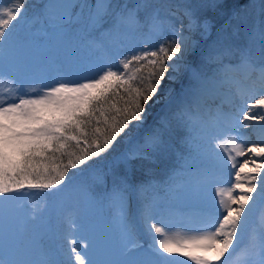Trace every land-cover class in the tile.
Here are the masks:
<instances>
[{
  "label": "snow or ice",
  "instance_id": "6c2138e0",
  "mask_svg": "<svg viewBox=\"0 0 264 264\" xmlns=\"http://www.w3.org/2000/svg\"><path fill=\"white\" fill-rule=\"evenodd\" d=\"M204 6L172 4L178 11L169 15L179 17L177 28L174 22L166 25L149 0L131 8L97 0L79 5L75 18L71 9L76 6L64 4L57 21L61 32L82 23L75 39L92 53L84 62H73L33 56L14 31L24 3L8 0L5 5L0 0V83L8 84L0 91V264H234L233 257L235 264H264V216H255L264 207V139L249 144L239 135L240 126L259 125L264 138V115L253 114L254 109L264 110V20L250 31L245 46L218 40L197 57L193 35L209 27L197 16V8ZM261 10L264 15V6ZM155 41H160L158 47H153ZM181 73L189 74V86L143 129L165 78L175 80ZM239 76L251 84L245 86ZM233 88L241 99L248 92L261 93L242 118L235 119L222 104L208 109L206 119L200 115L206 97L228 96ZM122 136L130 144L139 136L116 158L124 165L134 158L151 159L176 140L183 146L180 170L197 188L207 190L230 172L235 182L216 188L218 203L207 201L194 227L169 234L159 217L172 208L147 195L155 191L151 181L135 184L127 172L115 169H95L91 183L77 182L70 173L88 169ZM174 179L166 182L169 187ZM33 193L56 197L66 209L106 200L115 210L117 237L94 236L69 211L66 221L80 235L68 241V259L57 260L52 253L20 258L15 201L19 194ZM133 196L153 243L136 237L129 215Z\"/></svg>",
  "mask_w": 264,
  "mask_h": 264
},
{
  "label": "rangeland",
  "instance_id": "374dc122",
  "mask_svg": "<svg viewBox=\"0 0 264 264\" xmlns=\"http://www.w3.org/2000/svg\"><path fill=\"white\" fill-rule=\"evenodd\" d=\"M163 0H156L155 2H159V4H153L155 7L160 9V13L165 17L164 23L167 25L170 22H174L175 26L180 27L179 17H170L169 12H166V8L169 6L168 4L162 5ZM202 0H173V4L176 3H186L200 6L202 5L200 2ZM217 1V0H211ZM141 0H139V3ZM209 2V0H208ZM71 0H46L43 6L47 7L50 5L51 7H47L48 10L58 11L63 9L62 5L64 4H72ZM134 5V0H127L123 3V5H128V7ZM138 4V3H137ZM152 4V3H151ZM178 11V10H177ZM218 12V11H217ZM76 14V13H75ZM220 16L216 17V22L223 16L224 12H220ZM211 15H209L207 10H201L199 7L197 8V16L199 22L203 24L205 21L208 22V31L206 33H202L201 31H196L193 35L194 40L196 41L195 55L198 57L201 53L206 52L210 46L216 43L218 40H223L225 42L228 41V35L219 33L218 35L209 36L207 42H205V38L207 37V33L211 31L213 26V20L211 21ZM45 17V16H44ZM43 17V18H44ZM214 19V18H213ZM55 20V19H54ZM226 20V19H224ZM48 21V20H47ZM57 20H55L56 22ZM54 21H48L51 27H42V30L30 32L25 30L24 32L16 33V39L18 42H23L26 44L27 48L30 50V53L35 56L37 59L42 58H50L51 56H57L61 61H73V62H84L88 59L92 53H90L86 48L80 46L75 37L76 34L80 32V30L84 27L82 23H74L73 26H65L63 29V33L59 26L52 27L57 25ZM215 22V19H214ZM187 21L185 20V24ZM238 23V22H237ZM37 28L39 26L37 25ZM30 30H36L35 27L29 28ZM235 30V29H234ZM250 30V29H249ZM251 31V30H250ZM44 32V33H42ZM250 33V32H249ZM248 33V36H249ZM245 36V35H244ZM248 36L245 37V45L248 42ZM168 38H171L170 33H168ZM205 42V43H204ZM244 46V45H243ZM242 46V47H243ZM76 50V52H75ZM117 61L119 57L116 58ZM192 57H189L191 60ZM172 63V62H169ZM242 83L245 86L251 84V79H244L243 76H239ZM190 84V77L187 73H181L178 79L170 80L167 77L163 81L162 88L160 92L163 90H168L165 95L158 96L156 98L157 101H161V106H166L169 104L170 99L178 98L181 94L183 88L188 87ZM8 87V84L0 83V91L4 90ZM261 93L259 91L248 92L244 95V98L241 99V93L237 91V89L233 88L231 94L225 97H228L230 103L224 102L222 96H208L205 98L204 106L200 109V115L203 118H207V110L212 109L215 110L217 105H221L223 110L227 113H231L235 119L242 118L243 111L248 110L247 105L251 100L258 98ZM160 106V107H161ZM244 106V107H243ZM241 108V111L238 109ZM260 114H257L260 112ZM162 112L158 109L155 110L152 116L147 120V126L151 127L154 123V120L161 115ZM253 114L255 115H264V110L259 108L253 110ZM249 125H252L253 122L249 121ZM259 125H255V128L249 127L246 133L243 130V126H240L239 135L245 137L247 143H260L262 142L261 137L258 133ZM235 135V133H233ZM257 137L259 140H254L253 138ZM239 143V140H237ZM247 158V154L245 157L238 158L237 167L243 164L244 159ZM231 167V165H229ZM252 165L249 164L248 167ZM73 172L71 175L75 177L77 182H87L91 183L93 181V173H90L88 176H82L81 172L76 170H70ZM175 179L173 181L172 186L169 188V185L162 189L160 193L155 192L156 197L164 204L170 205L172 208L171 212L164 211L161 213L159 219L162 221L163 226H165L166 230L169 234L173 232L185 233L189 228L194 227L199 219V215L202 211L204 204L207 201H214L218 203V198L215 195V190L217 187L227 188L230 187L232 183L235 182L234 172H230L228 176L223 178V181L220 183L212 184L207 190H201L195 186L194 180L190 181V177L185 175L180 170V163L176 164V168L174 170ZM108 181L109 187L111 186V177L106 179ZM107 185V183H106ZM99 190V189H98ZM46 198H49V204H45ZM41 202L44 203L43 207H41ZM16 204L19 205L18 208V216L16 217V222L18 224V237L17 242H23V246L25 248L19 249V254H23L26 250L34 249L35 247H41L43 245L42 242H49L50 235L54 234V226L58 228L60 234L62 233V229L57 218L61 217L62 220H65L63 223L67 226V229L70 233L65 239L66 245L60 254L61 259H68L69 253V244L68 241L73 239V236L79 237L80 229L77 228L73 230L66 221V217L68 214L66 208L62 207L58 198L51 197V195H44L41 193H33V194H19L16 201ZM46 208L51 211L47 213L45 211ZM64 210V211H63ZM77 212L75 214L77 223L85 224L90 232L93 233L94 236L98 238H108L114 239L118 235V225L115 221V210L109 206L108 202L102 201L100 203H96L91 207H80L76 208ZM129 215L133 221V227L136 233V237L141 243H153L151 238L145 231V225L141 217L138 213V201L135 196H133L129 201ZM255 216L259 219L261 216H264V207L257 208L255 211ZM60 223V224H63ZM65 228V227H64ZM63 228V230H64ZM71 230V231H70ZM41 238V239H40ZM177 261H185L184 257H177ZM233 262L235 264V258L233 257ZM187 264H191V262H187Z\"/></svg>",
  "mask_w": 264,
  "mask_h": 264
},
{
  "label": "trees",
  "instance_id": "16d2710c",
  "mask_svg": "<svg viewBox=\"0 0 264 264\" xmlns=\"http://www.w3.org/2000/svg\"><path fill=\"white\" fill-rule=\"evenodd\" d=\"M45 1L46 0H22V2L24 3L23 15L20 20L15 22V26H14L15 34L18 32H24L25 30H28L30 32L38 31V30L40 31L43 29L42 27H51L48 21H54V22L55 20L58 21V17L63 14L64 9H61L58 11L48 10L47 7L43 6L45 4ZM71 1H73L72 5L76 6L73 9H71V11L73 12L74 18L76 14L81 13V8L79 7V5L85 4V3L90 4V5H95L97 2V0H71ZM126 1L127 0H112L114 4H120V5H123V3ZM155 1L156 0H149V3L156 4V5L159 4V2L157 3ZM172 1L173 0H163L162 1L164 2V3H161L162 5H166V4L169 5L165 10L166 12L177 11L176 9L170 8V6L173 4ZM217 1H220V0H217ZM217 1H214L216 2L214 3L216 5L213 8L214 13L208 12L209 15L212 13L211 18H209L211 19V21L213 20L212 22L213 26L211 28L214 29L215 27H217V31L215 33L216 35H218L219 33L223 31L225 35H228L230 33L231 36H234V37L243 36L244 34L249 33L248 31L240 32L239 30V28L241 27L249 29L248 27H245V25L243 24L244 19H241V16H242L241 13L244 11L248 12V15H250L249 18H251L255 13L256 16L260 20L263 19L261 9H262V6H264V0H221V3ZM7 3H8V0H4V4L6 5ZM137 3H139V0H134V5L131 4V6L134 7ZM224 5L234 8L233 14L231 13L229 17H227L229 12L224 11ZM199 8L203 11L205 10L204 7H199ZM220 12H224V14L216 22V17H218V15L219 16L221 15L219 14ZM141 15H143V13H141ZM86 16H87V9H84L83 17H86ZM226 17L228 19H226ZM239 17H240V20L238 19ZM213 18L215 19V22ZM223 20H224V23H221ZM57 21L55 22L57 25H54L52 27L58 26ZM232 24H236L237 27L230 29L229 26H231ZM37 25L39 26V28H37ZM32 27H35L36 30L29 29ZM209 34H211V31H209V33L206 34L207 37H209ZM159 43L160 41H155L153 43V47H158ZM162 86L164 85L162 84ZM168 87L169 86H167L166 88L167 90H168ZM167 90H163L161 92L159 91L157 97L165 95L167 93ZM161 104H162L161 101L158 103H150L149 108H148L147 120L152 116L155 110L159 109L163 113V110L165 109V107L161 106ZM148 128L149 127L147 126V122H146L143 125V129L146 130ZM134 131L135 130H133V132ZM138 139H139V136H134L133 143L130 144L129 137L122 136L121 138H119L118 142L115 144L112 150L102 155L99 159L93 160L89 168L84 169L81 172L82 176L84 177L88 176L90 173H93L94 170L97 168L102 169L104 171H108L109 169H115L117 172H127L130 175L132 182L135 184H139L142 181H151L153 185L155 186V191H150L149 193H147V195L149 197H152V196L156 197V194L154 193L155 192L160 193L162 189H165L169 185L166 182L169 181L170 177L174 176V170L176 168V164L180 163V161L178 160V154L183 149V146L178 141L174 140L171 142L170 146L155 153L151 157V159L134 158L130 160L127 165H124L120 163L119 161H117L116 158L122 152L127 151L130 147H132L135 141ZM185 155H187V153H185ZM70 173L72 174L73 172H70ZM109 177H107L106 179H108ZM106 183H107V186L109 187L108 181ZM48 199L49 198H46L45 204H49ZM43 205L44 203L41 202V207ZM45 211L47 213L51 212L49 211L48 208H46V206H45ZM69 211H73L75 214L77 212L76 208L68 209L66 214H68ZM56 220H58L57 223H59L63 234H60V232L58 231V228L54 226L53 228L54 234L50 235L49 242H42L43 245L41 247H35L34 249L26 250L23 254L21 253L20 258L36 259L39 256L45 255L47 253H52L54 254L55 259L57 260L61 259L60 254L58 253L60 252L62 253V250L66 245L65 239L68 235H70V233L67 229V226L64 225L63 223L65 220H62L61 217L57 218ZM60 223H63V224H60ZM22 244L23 242H17L19 249L25 248Z\"/></svg>",
  "mask_w": 264,
  "mask_h": 264
},
{
  "label": "bare ground",
  "instance_id": "6f19581e",
  "mask_svg": "<svg viewBox=\"0 0 264 264\" xmlns=\"http://www.w3.org/2000/svg\"><path fill=\"white\" fill-rule=\"evenodd\" d=\"M217 2H220L221 3V0L220 1H217ZM202 5H206V6H204V8H205V10H207L208 12H212V13H214V11H213V8H214V6L216 5V4H214V3H216V2H214V1H211V0H209V2H208V0H202L201 2H200ZM220 7V6H219ZM258 9H260V8H258ZM224 11H227V12H229V14H228V16L227 17H229L230 15H231V13L233 14V12H234V8H232V7H228V6H225L224 5ZM258 12V11H257ZM241 19H244L243 20V24L245 25V27H248L250 30H252L253 28H258L259 26H260V24H261V21L262 20H264V15H262L263 16V19L262 20H260L257 16H256V14L254 13V15L251 17V18H249V16L250 15H248V12H246V11H244V12H242L241 13ZM260 17V16H259ZM239 20H240V17L238 18ZM247 25V26H246ZM230 27V29H233V28H236L237 27V25L236 24H232L231 26H229ZM239 30H240V32H250V30H248L247 28H243V27H241V28H239ZM216 31H217V27H215L213 30H212V33L211 34H215L216 33ZM218 34V33H217ZM222 34H224V31L222 32ZM243 37H244V35L243 36H238V37H232V36H230V35H228V41H227V43H229V44H232V45H234L235 47H237V48H239V47H242L243 45L245 46V41H244V39H243ZM222 98H223V101L224 102H229L230 103V100H229V98L228 97H225V96H222ZM244 107V106H243ZM239 111H241V108L240 109H238ZM261 113V111L260 112H258L257 114H260ZM249 129H246V130H243V132L244 133H246L247 131H248ZM242 136V135H241ZM254 140H259L257 137H255L254 136V138H253ZM262 139H264V138H261V140Z\"/></svg>",
  "mask_w": 264,
  "mask_h": 264
}]
</instances>
